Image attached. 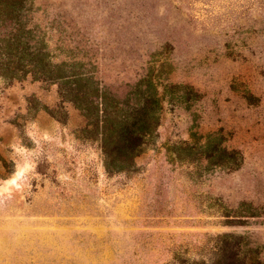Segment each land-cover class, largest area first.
I'll return each instance as SVG.
<instances>
[{
	"label": "rangeland",
	"instance_id": "rangeland-1",
	"mask_svg": "<svg viewBox=\"0 0 264 264\" xmlns=\"http://www.w3.org/2000/svg\"><path fill=\"white\" fill-rule=\"evenodd\" d=\"M235 258L264 264V0H0V264Z\"/></svg>",
	"mask_w": 264,
	"mask_h": 264
},
{
	"label": "trees",
	"instance_id": "trees-1",
	"mask_svg": "<svg viewBox=\"0 0 264 264\" xmlns=\"http://www.w3.org/2000/svg\"><path fill=\"white\" fill-rule=\"evenodd\" d=\"M105 99V98H104ZM160 97L155 92L153 99L144 105L134 107L130 115L112 116L113 122L104 125L102 135L103 147L106 154V166L114 168L116 160L128 161L141 153L151 135L154 134L158 124V110L160 109ZM100 104L105 105L103 96ZM120 104L115 103V110ZM104 115L111 114L108 105L101 110ZM105 121V119H104ZM107 121V120H106ZM124 166L122 165L121 168ZM230 259V258H229ZM227 264H254L248 263L246 258H235ZM258 264H261L259 261Z\"/></svg>",
	"mask_w": 264,
	"mask_h": 264
}]
</instances>
